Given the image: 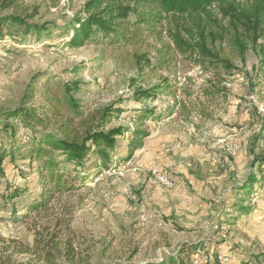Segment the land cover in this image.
Instances as JSON below:
<instances>
[{"label": "rangeland", "instance_id": "1", "mask_svg": "<svg viewBox=\"0 0 264 264\" xmlns=\"http://www.w3.org/2000/svg\"><path fill=\"white\" fill-rule=\"evenodd\" d=\"M86 1L23 0L29 9L24 24L0 34V239L11 244L0 257L7 264H41L17 248L33 247L37 235L53 229L39 216L44 212L30 208L42 193L39 139L58 133L67 118L78 127L96 117L93 125L103 122L105 131L124 129L106 165L94 146L80 163L55 154L73 188L55 194L51 211L71 227L63 236L89 254L84 264H152L184 244L194 247L192 264H264V164L257 161L264 139L256 141L264 73L258 53L250 49L244 63L234 60L226 94L211 96V73L172 57L164 33L143 50L154 69L140 75L100 37L69 45V25ZM30 26L45 31L26 30ZM145 90L154 92L137 101L134 94ZM54 98L59 113L52 111L47 124L10 116ZM145 111L151 114L142 117ZM17 188L20 195L11 199ZM55 263L68 264L63 258Z\"/></svg>", "mask_w": 264, "mask_h": 264}, {"label": "trees", "instance_id": "2", "mask_svg": "<svg viewBox=\"0 0 264 264\" xmlns=\"http://www.w3.org/2000/svg\"><path fill=\"white\" fill-rule=\"evenodd\" d=\"M28 10L23 0H0V34L8 26L24 24V19L29 16ZM9 11L11 13H6ZM69 26V45L80 47L93 37H100L103 43L117 52V60L129 63L140 75L154 69L143 50L150 48L151 40H161L165 33L174 49L172 57H185L211 73L210 89L207 91L211 96L222 91L226 94L228 78L236 68L234 60L244 63L250 49L258 53L260 70L264 73V0H87L80 15L75 16ZM31 27L39 33L45 31L39 26H30L26 30ZM164 55L170 57L169 52ZM153 92L138 91L134 96L137 101H142ZM66 100L79 113L73 98L67 96ZM59 102L54 98L48 105L23 106L10 116H21L28 125L42 126L50 121L52 111L59 113ZM149 114L145 111L141 116ZM96 120L93 117L77 127L73 118H67L57 125L58 133H45L39 139L37 158L40 159L42 193L30 208L44 212L39 216L47 218L48 227L53 229L44 238L37 235L33 247L25 244L17 247L21 253L34 255L38 263L56 264L59 258L65 259L68 264L88 263L89 254L83 255L74 247L73 239L63 236L65 231L72 232L71 227L68 222L56 217L51 205L57 198L56 193L73 188L68 183V175L58 169L56 152L66 154L69 161L80 163L94 146L104 165L109 161L116 146V137L124 129L105 131L103 122L93 125ZM84 128L86 131L83 132ZM136 136L140 138L143 134L138 132ZM260 139H264V117L256 141ZM136 140L141 144L139 139ZM257 161L264 164V155L259 156ZM19 195L17 188L9 196L13 199ZM10 247L6 239H0V253L7 252ZM193 248L184 244L176 255L152 264H192L189 255ZM0 264H7L4 257H0Z\"/></svg>", "mask_w": 264, "mask_h": 264}]
</instances>
